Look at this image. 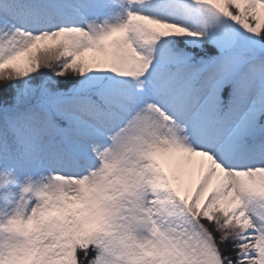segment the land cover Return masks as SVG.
<instances>
[{
    "label": "snow or ice",
    "instance_id": "6c2138e0",
    "mask_svg": "<svg viewBox=\"0 0 264 264\" xmlns=\"http://www.w3.org/2000/svg\"><path fill=\"white\" fill-rule=\"evenodd\" d=\"M0 264H264V0H0Z\"/></svg>",
    "mask_w": 264,
    "mask_h": 264
}]
</instances>
